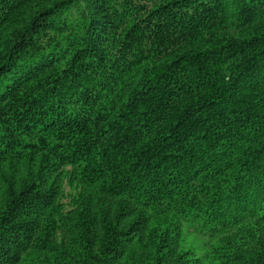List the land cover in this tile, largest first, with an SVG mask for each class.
<instances>
[{
  "label": "trees",
  "instance_id": "obj_1",
  "mask_svg": "<svg viewBox=\"0 0 264 264\" xmlns=\"http://www.w3.org/2000/svg\"><path fill=\"white\" fill-rule=\"evenodd\" d=\"M0 264H264V0H0Z\"/></svg>",
  "mask_w": 264,
  "mask_h": 264
},
{
  "label": "rangeland",
  "instance_id": "obj_2",
  "mask_svg": "<svg viewBox=\"0 0 264 264\" xmlns=\"http://www.w3.org/2000/svg\"><path fill=\"white\" fill-rule=\"evenodd\" d=\"M188 244L189 246L196 247L200 251H202L205 246L203 239L200 236H197L192 232L188 236Z\"/></svg>",
  "mask_w": 264,
  "mask_h": 264
}]
</instances>
